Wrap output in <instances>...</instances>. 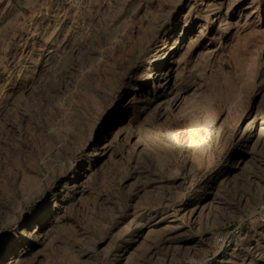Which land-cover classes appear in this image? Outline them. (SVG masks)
Masks as SVG:
<instances>
[{"label": "rangeland", "instance_id": "rangeland-1", "mask_svg": "<svg viewBox=\"0 0 264 264\" xmlns=\"http://www.w3.org/2000/svg\"><path fill=\"white\" fill-rule=\"evenodd\" d=\"M0 264H264V0H0Z\"/></svg>", "mask_w": 264, "mask_h": 264}, {"label": "bare ground", "instance_id": "bare-ground-1", "mask_svg": "<svg viewBox=\"0 0 264 264\" xmlns=\"http://www.w3.org/2000/svg\"><path fill=\"white\" fill-rule=\"evenodd\" d=\"M215 21H217V17H216V16H214V17L211 19L210 23L213 24V22H215Z\"/></svg>", "mask_w": 264, "mask_h": 264}]
</instances>
